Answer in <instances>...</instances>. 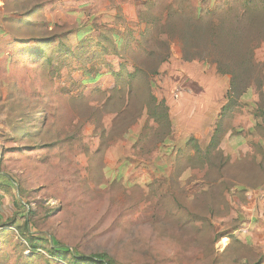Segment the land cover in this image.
<instances>
[{"label": "rangeland", "instance_id": "rangeland-1", "mask_svg": "<svg viewBox=\"0 0 264 264\" xmlns=\"http://www.w3.org/2000/svg\"><path fill=\"white\" fill-rule=\"evenodd\" d=\"M0 152V264H262L264 0H0Z\"/></svg>", "mask_w": 264, "mask_h": 264}, {"label": "crops", "instance_id": "crops-1", "mask_svg": "<svg viewBox=\"0 0 264 264\" xmlns=\"http://www.w3.org/2000/svg\"><path fill=\"white\" fill-rule=\"evenodd\" d=\"M1 185L2 184H0V210L3 205H8L9 202L14 203L16 201V196L13 192V189L11 188L10 193H6L4 191H7L5 189L7 187ZM12 213L13 212H11V214ZM244 222L245 225L238 232V238L240 241H244L246 245L251 246L252 249H255L254 247L260 245V250H255H257V252H260L262 257L261 263L264 264V214H250L249 219L245 220Z\"/></svg>", "mask_w": 264, "mask_h": 264}, {"label": "trees", "instance_id": "trees-1", "mask_svg": "<svg viewBox=\"0 0 264 264\" xmlns=\"http://www.w3.org/2000/svg\"><path fill=\"white\" fill-rule=\"evenodd\" d=\"M50 41L51 38H45L43 40H38V41ZM50 44V42H47L46 45ZM95 79H90V80H85L83 83H87L89 81H93ZM3 155L0 156V162H1V158ZM2 176V175H1ZM0 176V177H1ZM8 180L7 184L3 185V182H0V184H2L1 186L4 187H11L13 188L14 183L11 181V179L9 178V176H5ZM7 190V188H5ZM16 196V195H15ZM17 199V197H16ZM60 246V244H59ZM37 247L36 246H32L31 250L34 251ZM50 251V255L52 257H55V259L58 260H67L68 262H70L71 264H112V260L109 259V257L106 254H91V255H78V254H74L72 251L69 250H59L56 249V247L51 245V249ZM260 261L262 262V258L260 259ZM260 262V263H261ZM258 264V262L256 263Z\"/></svg>", "mask_w": 264, "mask_h": 264}]
</instances>
